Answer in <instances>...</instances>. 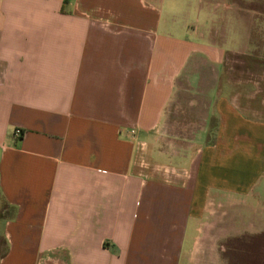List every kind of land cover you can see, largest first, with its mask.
I'll use <instances>...</instances> for the list:
<instances>
[{"label":"crops","instance_id":"obj_1","mask_svg":"<svg viewBox=\"0 0 264 264\" xmlns=\"http://www.w3.org/2000/svg\"><path fill=\"white\" fill-rule=\"evenodd\" d=\"M191 6L0 0V264H264V53L221 83ZM200 74L214 128L158 145Z\"/></svg>","mask_w":264,"mask_h":264},{"label":"rangeland","instance_id":"obj_2","mask_svg":"<svg viewBox=\"0 0 264 264\" xmlns=\"http://www.w3.org/2000/svg\"><path fill=\"white\" fill-rule=\"evenodd\" d=\"M187 1L192 5L191 7L196 8L200 5L206 9L205 15L200 13V32L204 34L205 41L214 40L218 47L227 51L224 68L218 80L221 83L227 81L244 82L246 79L260 82L259 75L248 73V70L250 66L256 64L255 58L264 53V20L260 21L264 19V4L260 0H255L256 2L253 4L239 2L242 0ZM252 6L256 8V11H250V13H254L256 19L253 20L255 23L249 27L248 22L251 21L241 12H246L245 9ZM247 37L251 43L249 53L243 52L247 46ZM201 39L200 42H202ZM233 50L237 52H230ZM256 59L259 60L260 57ZM206 65L204 60L200 61L201 67ZM206 75L208 76V73ZM211 81L212 79L202 78L200 74V91L189 87L194 83V78L178 81L176 95L168 108L167 118L161 127L158 145L165 148H169V146L194 147V135L199 129L204 125L210 131L214 128V119L208 116L206 105L211 97L210 92H208ZM238 92L243 94L245 91ZM257 92L260 93L259 90ZM254 108L259 109V106Z\"/></svg>","mask_w":264,"mask_h":264},{"label":"built area","instance_id":"obj_3","mask_svg":"<svg viewBox=\"0 0 264 264\" xmlns=\"http://www.w3.org/2000/svg\"><path fill=\"white\" fill-rule=\"evenodd\" d=\"M20 134H21V133H20L19 130H16V131H15V135L19 136Z\"/></svg>","mask_w":264,"mask_h":264}]
</instances>
